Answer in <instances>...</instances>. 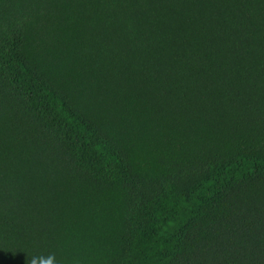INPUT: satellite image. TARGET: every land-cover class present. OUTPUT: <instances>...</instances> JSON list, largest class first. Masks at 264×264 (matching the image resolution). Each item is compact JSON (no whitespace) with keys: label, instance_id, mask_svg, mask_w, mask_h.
Instances as JSON below:
<instances>
[{"label":"trees","instance_id":"16d2710c","mask_svg":"<svg viewBox=\"0 0 264 264\" xmlns=\"http://www.w3.org/2000/svg\"><path fill=\"white\" fill-rule=\"evenodd\" d=\"M264 264V0H0V264Z\"/></svg>","mask_w":264,"mask_h":264},{"label":"clouds","instance_id":"9594fccd","mask_svg":"<svg viewBox=\"0 0 264 264\" xmlns=\"http://www.w3.org/2000/svg\"><path fill=\"white\" fill-rule=\"evenodd\" d=\"M26 264H60L56 253L39 254L33 256L30 260L26 258Z\"/></svg>","mask_w":264,"mask_h":264}]
</instances>
